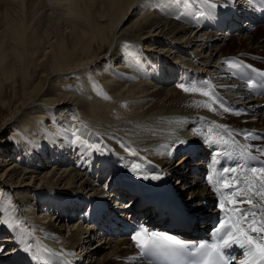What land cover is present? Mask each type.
Listing matches in <instances>:
<instances>
[{
  "label": "bare ground",
  "instance_id": "6f19581e",
  "mask_svg": "<svg viewBox=\"0 0 264 264\" xmlns=\"http://www.w3.org/2000/svg\"><path fill=\"white\" fill-rule=\"evenodd\" d=\"M3 1L0 106L5 83L17 75L15 82L21 81L24 90L13 84L21 107L0 127V264H149L141 261L135 230L121 233L122 224L138 220L204 239L195 234L209 233L213 212L221 209L213 194L215 181L223 188L215 177L216 154L239 153L235 137L257 149L251 136L240 133L241 126L264 130V113L249 114V123H242L236 118L240 108L220 107L224 97L229 108H264V97L221 69L225 58L264 55V23L252 20L255 0H231L234 6L227 9L220 8V0H32L33 15L45 23L35 34L27 33L34 17L23 18L10 8L17 0ZM209 3L216 7L209 9ZM62 18L69 30H63ZM181 83L199 91L185 92ZM16 127V134L3 140ZM227 161L241 179L250 175L239 159ZM175 173L181 185L176 189ZM162 179L171 186L160 189ZM143 189H158L153 193L160 200L167 190L169 202H162L177 208L159 218L160 202L144 198ZM231 192L224 198L228 209L234 207ZM119 198L125 200L120 208ZM254 203L262 202L257 197ZM90 215L95 225L83 223ZM4 220L19 222V230L9 229ZM106 231L109 236L95 243ZM116 233L122 237L117 242ZM80 244L77 262L68 251ZM246 252L235 262L247 259ZM99 253L104 255L97 261Z\"/></svg>",
  "mask_w": 264,
  "mask_h": 264
},
{
  "label": "snow or ice",
  "instance_id": "6c2138e0",
  "mask_svg": "<svg viewBox=\"0 0 264 264\" xmlns=\"http://www.w3.org/2000/svg\"><path fill=\"white\" fill-rule=\"evenodd\" d=\"M264 4V0H260ZM215 4H208L209 9H214ZM200 12L199 15H203ZM179 19V16H177ZM125 47H128L125 45ZM227 66L231 69H241L245 67L241 62L235 59H228L225 61ZM251 69V65H247ZM258 74L264 75V71L256 70ZM250 88L253 87L252 82L248 85ZM185 92L189 91H199L197 88L186 87L185 84L181 83L178 85ZM204 96L212 97L213 101L217 100L214 93L209 91H204L202 93ZM204 106L212 108L210 103H206ZM220 107L224 108V111H229V108L224 107L221 102ZM215 111V108H212ZM251 132L245 133V137L251 136ZM90 147L95 148L99 151L98 145H91ZM248 151V149H245ZM259 151L264 154V149H259ZM137 155V153H133ZM139 168V165L134 166V171ZM240 174L243 175L244 170L240 169ZM237 168H224L223 173L226 174V178L223 180V187L227 189H232L230 196V203L234 206L231 209H225L224 201H221V208L225 211H231L233 215L229 217L227 223L221 224V226L216 230L217 234L221 233L225 229H230L225 232L224 236H221L217 242L212 244L200 243L198 245H193L191 250L201 254L204 259L201 264H231V260L235 257H228L227 250L232 247V245H239L242 249H247L246 257L247 259L240 261V264H264V167H252L248 170L250 175L244 176L243 179L239 175ZM159 178V177H155ZM211 182L213 180L212 176L208 177ZM240 185H243L241 187ZM259 198L262 203H254V198ZM248 205L250 207L244 208L240 205ZM257 211L260 213L258 217ZM9 229L19 230V222L15 225L10 223L8 220L2 221ZM246 225V227L242 226ZM256 233L257 235H253ZM136 246L141 249L142 252L147 253L152 250H162L165 247L171 245H179L181 248H187L188 245L176 240L174 237L168 236L167 234L161 235L156 232H147L145 229H141L136 232L133 237ZM25 251H31V248H26ZM45 251H49L45 249ZM34 259H41V257L36 256Z\"/></svg>",
  "mask_w": 264,
  "mask_h": 264
},
{
  "label": "rangeland",
  "instance_id": "374dc122",
  "mask_svg": "<svg viewBox=\"0 0 264 264\" xmlns=\"http://www.w3.org/2000/svg\"><path fill=\"white\" fill-rule=\"evenodd\" d=\"M20 3H19V2ZM63 1H65V0H63ZM27 4H25V3ZM32 0H17V1H15L14 2V4L15 5H12L11 3V5H10V8H12L13 10H16L17 11V13H19L20 15H22L23 16V18L24 17H26V19H29L28 17H31V16H33L34 17V19H33V22H32V24H31V26H30V28L28 29V34H35L38 30H40L44 25L43 24H45L44 22H43V19H42V17L40 16V15H36V17L34 16L35 14H34V10H35V8H33V4H32ZM3 3H5L3 0H0V6L3 4ZM220 3H222V4H219V6H220V8L221 7H223V8H228L230 5H233L234 4V2H231V0H220ZM5 5H6V3H5ZM234 6V5H233ZM27 7H28V9H27ZM60 7V6H59ZM21 12H20V11ZM24 10H26V11H24ZM30 12V13H29ZM34 14V15H33ZM66 19H61L60 20V24H61V26L63 27V30L64 29H66L67 28V30H69L68 29V26H66L67 24H65L66 23V21H65ZM241 23H243V24H245L244 22H241ZM256 23H259V24H263L264 23V21L263 22H256ZM40 24L42 25V27L40 26ZM65 24V25H64ZM64 25V26H63ZM227 28V26L224 28V29H226ZM249 30H248V32L247 33H250V31L252 32L253 31V28H248ZM236 30H237V28H236ZM235 30V31H236ZM234 31V32H235ZM223 32V31H222ZM224 32H226V30L224 31ZM244 32V30H241V33H243ZM221 33V32H220ZM229 33V32H228ZM229 34H231V33H229ZM231 35H233V34H231ZM243 54H245V53H243ZM189 70H192V69H189ZM17 77H20V75H17L13 80H10V81H8L7 82V84L5 83V88H7V89H3V92H2V96H4L3 97V102H4V105L2 104L1 106H0V127H1V120L2 119H5L10 113H11V111H16L15 109L17 108V109H19L20 107H21V105H20V99H18V98H20L21 96H17V94H16V92H15V88H14V86H13V84L14 83H16V87H17V90H20L21 89V91H23L24 90V85H23V83L21 82V81H16L15 82V80L17 79ZM73 81L74 80H72V83H73ZM20 82V83H19ZM9 83V84H8ZM12 83V84H11ZM71 83V84H72ZM12 87H11V86ZM18 85V86H17ZM22 85V86H21ZM10 86V87H9ZM20 86V87H19ZM11 88V89H10ZM13 88V89H12ZM12 90H13V92H12ZM19 92V91H18ZM4 94V95H3ZM14 97H15V99H14ZM13 100V101H12ZM16 100V101H15ZM18 102V103H17ZM16 103V104H15ZM12 104V105H11ZM20 106V107H19ZM4 108V109H3ZM9 108V109H8ZM229 109H233L234 111H236V110H238L239 108L238 107H232V108H229ZM229 111H232V110H229ZM240 112V111H239ZM263 113V112H262ZM225 114H223V116H224ZM245 116H247V117H245ZM224 117H226V115L224 116ZM237 119H239L240 120V122H242V123H249V121H250V118L251 117H249L248 115H241V116H237L236 117ZM244 120H247V121H244ZM228 121H231V120H228ZM18 126H20V124H17V127ZM17 127L16 128H10L9 130H7L6 132H5V134L4 135H2V137H4V139L3 140H5V139H9L10 138V136L12 135V132H14V134H16V130H17ZM19 134H20V132H19ZM192 138L193 137H195L194 135L193 136H191ZM2 142V141H1ZM263 141L261 140V143H262ZM3 143H4V141H3ZM264 144V143H263ZM263 149H264V147H263ZM256 151H258V150H256ZM260 152V151H259ZM261 154H262V152H260ZM183 155V153H180L179 155H178V158L180 157V156H182ZM264 155V154H263ZM178 158H175V161H173V162H175L173 165H175L176 164V159H178ZM60 166H61V164H60ZM48 170H50V168L48 169ZM195 170L193 169V172H194ZM204 172H206L205 170H204ZM195 173V172H194ZM199 173V172H198ZM201 174V173H200ZM177 175H176V173H175V175H174V178L172 179V184H173V186H174V188L175 187H178V186H181L180 185V181L178 180V176L176 177ZM109 179V178H108ZM107 179V180H108ZM107 180L105 181V183L107 182ZM99 182V181H98ZM101 183V182H100ZM103 186H104V184H103ZM186 187V186H185ZM100 188H102V187H100ZM176 189V188H175ZM180 191H182L181 189H179ZM106 191V193L108 194V195H113L112 194V192H111V190H109V189H106L105 190ZM188 197V196H187ZM119 200V205H117L116 207H118L119 206V208L121 207V205L125 202V200L123 199V198H119L118 199ZM188 200H190L189 198H188ZM199 203V202H198ZM191 207V206H190ZM204 207V206H203ZM213 208V207H212ZM212 208H211V210H212ZM191 209V212H194L193 211V209L194 208H190ZM208 210V209H207ZM218 216V215H217ZM78 218L76 217V218H74L73 220L74 221H78L77 220ZM209 220V219H208ZM86 222V223H85ZM83 223L86 225V224H89L88 223V220L85 218V220H83ZM159 222H155V225H157ZM76 223H71V224H69V225H75ZM210 229H211V226H209L208 228H207V230H206V232H209L210 231ZM172 231H175V232H178V229H172ZM102 236H100V235H98V237H97V239H95V243H98V242H100V241H102L103 239H105V237H108L109 236V231H106V233L104 234V233H102L101 234ZM116 239L114 240V241H120L121 239H122V237H120V235L118 234L117 235V233H116ZM195 236L196 237H198V238H201V237H203L204 235H203V233L202 234H195ZM115 242V243H116ZM115 243H114V245H115ZM82 245L83 244H80V245H78L76 248H75V250H72V251H68L69 253H73V255L77 258V262H78V260H79V262L81 261L80 260V256L82 255ZM138 250V249H137ZM76 253V254H75ZM104 255V253L102 254V253H99V254H97L96 256H98V258H97V261H98V259L100 260V258L102 257ZM5 258H7V257H5ZM9 258H11V257H9ZM141 261H142V259H141ZM84 262V261H83ZM143 262V261H142ZM144 263V262H143ZM95 264V263H94ZM133 264H139L138 262H136V263H133Z\"/></svg>",
  "mask_w": 264,
  "mask_h": 264
}]
</instances>
